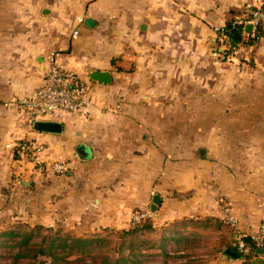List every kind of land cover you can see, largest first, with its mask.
<instances>
[{"label":"crops","instance_id":"1","mask_svg":"<svg viewBox=\"0 0 264 264\" xmlns=\"http://www.w3.org/2000/svg\"><path fill=\"white\" fill-rule=\"evenodd\" d=\"M254 9L264 0H0V215L98 234L159 195L154 235L208 240L218 263L240 264L221 207L248 236L264 222V37L224 58L216 29ZM52 56L92 99L88 117L44 119L60 133L36 131L20 104Z\"/></svg>","mask_w":264,"mask_h":264},{"label":"trees","instance_id":"2","mask_svg":"<svg viewBox=\"0 0 264 264\" xmlns=\"http://www.w3.org/2000/svg\"><path fill=\"white\" fill-rule=\"evenodd\" d=\"M221 30V40L218 38L217 43L219 46H225L224 58L238 50L240 46L254 45L264 37V23H259L253 33H248L244 25L236 24L235 21H229ZM18 146L26 152L25 144ZM67 171L68 169L58 174H64ZM153 217L154 213L151 211V216L140 222L132 223L131 220L128 228L111 229L121 238V244L113 249L109 246L110 242L102 235L78 236L62 231L61 234L59 232L54 234L50 232L53 231L51 227H46L48 228L46 231L49 232L42 231V225L27 230H6L0 234V249L4 250L0 253V264H147L148 259L144 257L142 251L135 252V249L144 242L142 239L135 240L145 239L144 236L155 234ZM162 238L157 249L161 256L169 258L170 261L161 264H183L178 262V259L187 255L180 249H183L185 243L189 241L188 236L164 234ZM136 242L143 243L136 246ZM246 245L247 252L239 253L240 264H264V254L257 252L258 248L254 242L247 240ZM126 248L129 249L128 253ZM231 248L237 252L232 246ZM174 252L179 253L178 257L173 254Z\"/></svg>","mask_w":264,"mask_h":264},{"label":"built area","instance_id":"3","mask_svg":"<svg viewBox=\"0 0 264 264\" xmlns=\"http://www.w3.org/2000/svg\"><path fill=\"white\" fill-rule=\"evenodd\" d=\"M82 21V20H81ZM236 24L252 26V33L255 31L259 23H264V10L254 9L248 12V16H243L235 21ZM219 34L221 29H216ZM79 30L74 32L75 35ZM220 38V36H219ZM221 40V38H220ZM237 54V50L233 51L230 56ZM23 107L28 123L33 126L36 121L44 120L46 117L52 116L57 112H64L73 115L88 117L92 106L90 89L88 84L76 74L64 70L56 61L54 56L50 58V67L46 75L44 85L40 87L33 95L26 97L20 101ZM27 151H32L41 154L44 147L41 144H32L26 148ZM33 156L34 161L37 159ZM37 164L41 162L36 160ZM50 165V164H49ZM52 170L60 173L68 169V164L65 161H59L51 165ZM224 222L229 226L233 233V246L238 253L247 252V240L254 242L257 248H264V222L260 225L258 232L248 236L239 230V221L233 213V209L228 204H223L221 207ZM151 216V210H141L133 214L132 223L140 222Z\"/></svg>","mask_w":264,"mask_h":264},{"label":"rangeland","instance_id":"4","mask_svg":"<svg viewBox=\"0 0 264 264\" xmlns=\"http://www.w3.org/2000/svg\"><path fill=\"white\" fill-rule=\"evenodd\" d=\"M27 147L28 145L25 146V148ZM57 162L59 161H54L50 163L49 165L50 170H52L51 165ZM52 171L58 174V172H56L55 170H52ZM137 212H139V210L136 211L135 213ZM45 221H46V218L42 216L34 219L32 216H28L26 213H24L22 216L14 218L12 216H7V214L4 213L3 215H0V234L3 231L11 230V229H23V230L26 229L27 230V229L34 228L37 225L43 226L42 231H46V229H48L46 227H51L53 228V231H50L51 233L56 234L57 232H59L61 234V231L65 232L60 223H52L51 226H46L42 224V223H46ZM46 232H49V231L47 230ZM93 235H102V237L106 238L110 242L109 246L112 249L115 247H118L121 244V238L117 234H115L113 230L106 229V230L101 231L98 234H84V236H93ZM144 237L146 238L145 239L138 238V240H135V241H141L140 239H142V241L145 243L144 244L143 242H136L137 243L136 246H140V243H143V245L135 249V252H138L139 250L142 251L144 257L148 259L146 260L147 264H161L165 261H168V260L170 261L169 258L166 259L164 256H161L160 251L157 249V247L162 242L161 241V239H163L162 236H157V235L151 236V234H149L148 236H144ZM209 243L210 242L208 240H204V239H199L198 241H192V242L187 241L185 243L186 245L184 246V248L185 247L186 248L180 249V250H184L185 254L187 255L184 258L178 259V262H182L183 264H220L218 263L219 262L218 259L216 261V256L213 253V251L210 249L211 245H209ZM3 252L4 250L0 249V253H3ZM128 252H129V249L126 248V253ZM156 254H159V255L156 256ZM173 254H175L176 257H178L179 255L178 252H174ZM172 261L174 262L173 258L171 259V262ZM209 261H213V262L211 263Z\"/></svg>","mask_w":264,"mask_h":264},{"label":"water","instance_id":"5","mask_svg":"<svg viewBox=\"0 0 264 264\" xmlns=\"http://www.w3.org/2000/svg\"><path fill=\"white\" fill-rule=\"evenodd\" d=\"M245 30L248 33L252 32V26L251 25H247L245 27ZM91 80L93 81H97V82H101V83H110L111 82V76L109 72H103V71H94L91 74ZM33 128L36 131H40V132H47V133H60L62 131V125L59 122H55V121H50V120H39L36 121L33 125ZM83 148H81L80 151V155H84L86 156L87 153L82 152ZM161 204V197L159 195H155L153 197V202L151 205V211L152 212H156L158 206ZM258 253H262L264 254V248H258L257 249ZM224 255L225 256H229L232 259L238 260L240 259V255L239 253H237L234 250L231 249H227L224 251Z\"/></svg>","mask_w":264,"mask_h":264}]
</instances>
